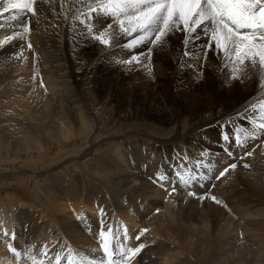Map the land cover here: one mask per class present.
Here are the masks:
<instances>
[{"label": "bare ground", "instance_id": "1", "mask_svg": "<svg viewBox=\"0 0 264 264\" xmlns=\"http://www.w3.org/2000/svg\"><path fill=\"white\" fill-rule=\"evenodd\" d=\"M42 5H44V3H42ZM39 14L40 11L36 16H31V14L28 16L32 22V30L30 33L23 34L22 38L17 36L8 44L0 47V90L7 95L5 97L0 95V113L6 115L5 121H0V149L2 152L6 151L7 153H12L13 156L18 158V162L22 158L29 161L32 159L36 161L31 167H18L19 169H17L18 171L15 170L16 172L11 171V168L8 172H6V170L2 171L0 174V180L3 179L15 182L17 184L15 188L17 187V189H21L24 182L30 186V203H25L22 196L19 199H17L15 195L12 197L6 195L0 198V206H5L10 209L13 227V232L8 235V226H0V235H2L5 242L9 243V246L13 245L15 250L21 254L17 256L10 249L0 246V250L2 249V251H4L0 254V258L7 256V250H10L12 257H9L8 261L10 262L8 264H26L30 258L32 264L33 260H35L37 264H39L41 260L50 262V264H56L57 256L61 258L60 264H68L69 254L77 259L85 255L87 259L95 257L98 260L102 257V254L98 257L99 255L95 253H102V249L100 248V232L104 231L111 245L112 242L121 245L126 239H129L128 241L131 245L129 247L131 248H135L140 244L144 245L141 252L137 254L138 256L135 259L137 261L136 264H185L181 256L185 255V252H187V254L189 253L188 255H190L191 258L195 255L197 259L195 262L196 264H264L263 206L258 204L262 206V208L259 206L261 210H259L258 207V210H251L250 207H243L240 204L243 208L238 209L235 207L236 209L232 212L233 215L231 216L229 213L230 216L228 220H226V217H224L226 214L223 212L224 209L223 211L212 209L210 200L211 197H213L211 196L212 191L209 192L207 185L211 175L217 174L220 170H223L224 167L232 163L237 164L242 161H237L234 157V153L231 157L225 156L223 152L217 153V150L220 148L216 146L214 136L211 135L212 131H210V129L217 125L221 127L225 126L226 131L224 133L227 134L235 133L239 127L243 134V129H248V126L246 127L243 124L244 120L249 117L248 119L252 122L249 116V112L252 111L251 106L255 105L258 108L259 103L264 100V87H261V85L264 84V76L260 75L258 72L249 70L247 73L241 74L243 78L234 80L231 79L230 76L231 70L227 76L223 75L220 76L221 78L216 77V79L209 80L215 84V91L217 93L220 87H223L222 89L233 90V94L238 95V98L230 100L229 98L224 99L220 96L221 99L217 102L213 110H207V114L205 113L199 119H197V117L195 118L197 119L195 126L190 124L193 127L189 129L184 138L183 135L179 134L174 128L172 129V136L165 139V142H160L162 145H168L170 147H176L179 143L183 144V146L186 145L188 149H183L187 150V152L195 153L194 157L189 154L190 157L192 156V159L195 160V158H197L201 161L199 164L202 163L203 167L198 165L200 169L199 171L197 170L198 173L201 172V177H199V174L196 175V179L190 185L186 186L182 182L178 183L175 180L172 181V173H174L172 167H170L172 166V158L168 161L166 159L168 157H166L165 154V156L162 155V157H160V155L155 156L156 153L152 156L153 152L152 155L149 154V156L144 154L147 153V150L150 151L151 148L159 142V139H153V141L150 137L141 136L140 140L130 138L131 140H128L127 143H123L120 138L116 136V132L111 131L108 133L110 150L103 153L101 157L96 153L98 145L92 146V150H94L92 155L88 153L86 143L81 146L68 148L71 146V143L78 140L86 142L93 136H96V134L93 135L92 133H94L97 123L95 122L96 119L94 120L90 117L89 112L82 110L85 108L83 105V108L79 106L82 109L71 104V102L70 104L72 106H68L65 100L67 93L61 95L60 88L54 89L58 85L55 81L57 77H59L58 74L64 71V65L60 64V60H67L70 56L67 50L62 47L64 46V24H60L61 22L55 24L54 22L51 25L48 22H43L44 19L42 20ZM47 14H49V11ZM52 16L54 15H46V17H48L46 20L49 21ZM101 20V18H98V22L96 21L99 26L94 28L96 31L105 28ZM46 25L49 27L47 32L41 33V29L44 28L43 30H45ZM53 25H55V28ZM51 26L53 27L52 29ZM11 31L12 30L6 24L3 32H0V40L4 39L5 33L11 34ZM15 31L22 32V29L17 27ZM43 33L48 34L46 36V34ZM199 43L200 42H198V44ZM29 44L32 45L31 49L28 47ZM50 47L54 50L57 59L54 62H52L54 56L52 54L53 52L49 53L44 51V48L48 49ZM127 53L128 52L123 51V59L119 60L123 61L130 59L129 56H126ZM183 57L184 55L179 58L174 55L172 58L173 68L171 70L172 80L170 82L172 84V91L175 89L176 93L183 91L185 93H206L207 90L204 88V90H202V88L198 86L201 75H198L196 79L191 73L192 70L180 67L182 65H180L179 59L186 60ZM203 60L202 62L198 60L199 62L195 64L193 62V66L196 67L195 71H198V66L199 68L200 66L203 67V81L207 82L208 80L205 78L209 79L210 76L207 72L211 70V67L206 59ZM120 66H127L125 68L127 70L129 64L123 63V65L120 64ZM226 66L228 68L232 67L230 64ZM66 67H70V65L68 66L67 64ZM158 69V71L153 72V75L161 76V78L168 75L166 71L161 70V72L160 68ZM135 71L134 73L136 75L143 74L144 77L146 75L150 77V74H148L146 70L144 71V69H141L142 73H139L140 71L137 68ZM66 75H68V73ZM18 78H23V80L26 78V81L24 80L26 83L24 81L21 83H25V89L28 86L29 89L27 93H24V89L19 87L21 84L18 83ZM69 79H71V76ZM253 80H255L257 84L253 83ZM251 86L253 89L252 94V90L249 89ZM73 90L75 91L76 89ZM15 92L17 95L14 94ZM74 97L72 99L75 101ZM245 98L249 99L246 103L243 102ZM199 101L200 100H198V103ZM77 102L78 99L75 103ZM210 102L213 103L212 101ZM58 104H60V108L57 107ZM16 105L23 110L22 112L20 110L21 114H15L18 113L16 110V112L14 111ZM57 109L59 113L56 112ZM192 109H194V107H191V110ZM231 124L236 130L230 129ZM251 130L256 131V129L253 128ZM258 138L261 140L264 139V137L258 134L256 139L249 141L246 148V150L254 151L251 156H246L245 162L243 161L249 165V168L241 164V168H243L241 170L253 172L252 175H250L249 172L246 174L253 176V179L264 178V145L263 143L262 145L259 143L256 144ZM260 139L259 141H261ZM97 141L98 140H94V144ZM232 144H229V146H231L234 151H237L236 147ZM57 147H67V149L57 152L53 156H49L51 148L54 149ZM203 149L209 151V156L212 157L211 160L206 158L205 155L207 153L204 155L205 152ZM174 150H171L172 153ZM164 151H166V149ZM187 152L185 153L188 154ZM178 153L180 154V152ZM79 154L84 155L79 156ZM181 156L180 159L182 160L184 157L181 158ZM85 157H90V159L88 158L89 160L87 159L88 161L83 164L81 160ZM72 158L75 159L71 161ZM101 159L103 160L101 161ZM192 159L190 160L193 161ZM175 160L173 162H175ZM187 162L185 163L186 165ZM195 162L196 161L193 162V165ZM83 165H85V167H92L89 169L83 168ZM188 165L190 164L188 163ZM49 167L52 168L48 169ZM185 171L187 172V170ZM185 171L183 173H185ZM230 172L229 169L221 179L222 184L229 181L226 185L229 189L226 188L227 191L224 192L222 189V187H224L223 185L221 188L219 185L218 188H216V191L222 190L221 194L226 193V196L235 189L238 180H240L237 178L240 175L235 177V175L231 174L230 178ZM233 172L234 171L231 173ZM70 174L71 179L73 178L80 181L78 187L75 186L71 179L68 182L64 181L66 176ZM228 175L230 179H227ZM83 179L89 181V183L96 188L94 193H81V190L84 188ZM257 182H259V180H257ZM261 182L263 181L261 180ZM220 183L217 182V184ZM241 185L243 186V184ZM173 188H175V191H172ZM190 190H192L195 195L189 196L188 192H191ZM107 193L109 199L104 201L105 199L103 200L102 196ZM209 193L211 194L209 195ZM219 194L220 193H218V195ZM233 195L236 196L234 193ZM226 196L223 195V197ZM216 200L217 198H215V201ZM222 200H226V198ZM226 202L227 201H225V203ZM229 203L230 202H228V204ZM228 204L226 203V205ZM235 205L237 206L236 203ZM240 205L238 204V206ZM215 207L216 204L214 205V208ZM231 209L228 208L229 211ZM109 214V217L113 219H110L109 223L106 224L104 217H107L105 215ZM222 217H224V220ZM6 218L10 217H6L5 215L3 220ZM0 220H2L1 217ZM10 225L11 220L9 222V227ZM228 227L231 228V230ZM108 228L112 229L111 235H109L107 231ZM143 229H147V231L137 240L136 237ZM212 232L215 233L212 235ZM13 233H15V239H12ZM241 233L248 234L251 237L253 235L254 242H258L255 245L257 249L254 251L253 247V252L250 250L251 256L248 253L249 256H247L245 260L243 256L248 249L242 250L245 252H243L244 254L242 255L234 249V255L236 257L234 258L232 255L233 248H237L239 245L237 247H232L229 244L230 238H232V241H230V243H232L233 240L237 239H235V236L238 237V234ZM228 237L230 238L227 239ZM169 241L171 243L178 242L179 245L177 247L180 246V248L176 250L177 252L172 253L176 246H174V248L173 243L171 245L172 247H170ZM239 241L241 242V240H238V242ZM243 245L244 244H242V246ZM251 246L253 245L249 247L252 248ZM112 248L113 250H118L121 246L112 245ZM162 249H165V256H163ZM243 249H245V247H243ZM23 250L28 251V255L25 257L22 253ZM192 250L194 255H192ZM211 250L213 251L211 254L212 261H209L207 255ZM159 251L161 253H159ZM181 251L184 253L182 254ZM179 252L181 255L178 254ZM26 257L28 258L26 259ZM183 258L185 259V257Z\"/></svg>", "mask_w": 264, "mask_h": 264}, {"label": "rangeland", "instance_id": "2", "mask_svg": "<svg viewBox=\"0 0 264 264\" xmlns=\"http://www.w3.org/2000/svg\"><path fill=\"white\" fill-rule=\"evenodd\" d=\"M86 2H87V0H39V3H40V14L39 15L41 16L42 20L44 19L43 22H48L51 25L54 22H55V24H58V22H61L60 24H64L63 25L64 26L63 27V30H64L63 45L64 46H62V47H63V49L67 50L68 55H70L69 58L71 57L70 61H69V58L67 60H63V59L60 60V64L64 65V69H63L64 71H62V73L60 72L58 74L59 77L56 76L58 80L56 79L55 81L57 82L58 85L54 89L60 88L61 91L59 89L58 90L60 91L61 95H63L64 93L65 94L67 93L66 94L67 99L65 98V100L67 101L66 104L68 106H72L71 104L76 105L78 107L81 106L82 108L84 106L85 110L82 109L81 107H79V108L82 109L83 111L89 112L90 117L94 120L96 119L95 122L97 123L95 126L96 127L95 131H94V133H92L93 135L96 134V136H93L92 138H90V140H87L86 142L78 140L74 143H71V146L68 148L81 146V145H84L86 143L87 151L90 155H92L94 153V150H92V146L98 145V148L96 149V153L99 154V157H101L103 153L110 150V139L108 138V133L111 131L116 132L115 133L116 136H118L120 138L121 142H123V143H127V141L131 140V139L140 140L141 136H146V137H150V139L152 138V140L153 139L154 140L159 139L158 140L159 142L157 143L158 145L155 144L151 148L150 151L147 150V153H144L146 156H149V154L152 155V152H153L152 156L155 155L154 153H156L155 156L160 155V157H162V155L165 154L166 157H168V158H166L168 161H170L171 158L173 159V161L175 160V158H176V160H178V161L175 160V162L172 161V163H171L172 166H170V167H172V170L174 172V173H172V181L175 180L176 182L181 183V182H179L178 173L179 174H186L189 170H194V175L196 176L199 174V177H201V175H200L201 172L198 173V171L200 169V167L198 168V165L202 166V163L199 164V162H201V161L198 160L197 158H195V160L191 158L192 156L193 157L195 156V153L187 152V150H185V149H188V146H186V145L183 146V144L179 143V145H181L182 147L179 145L178 146L176 145V147L173 146L174 147L173 148L172 146L170 147L168 145H162L160 142H165L164 141L165 139L172 136V129H174V128L179 132V134L183 135V138H184L186 133H188L189 129H191L193 126H195V124H196L195 122H197V119L201 118L207 112V110H209V111L213 110L214 107L216 106L217 102L220 101L221 97L224 99L229 98L230 100H235L236 98H238V95L233 94V90L222 89L223 87H220L219 92L217 93L215 91V84L213 82L209 81L212 79H216V77L221 78L220 76H223V75L227 76V74L232 70V67L228 68L226 66L227 64L229 65L230 63L224 58L222 53H221L222 54L221 55V54H218L216 51H207V49L203 48V46H204L203 44L205 43V40H206V37H204L203 35H201L200 39L192 42L193 44H195V47H192V44H189L187 46V50L194 53V55L185 56L184 51L186 50V48H185V45L183 43V35L180 32L173 33L169 37H167L166 38L167 42L164 43V45L154 47L152 49L150 59L145 58V56L148 55L147 49L149 47H152L151 45H142V46H139L135 49L129 50V49L123 47V44L125 43V41L127 39H130V38L121 37L119 34L117 35L116 41L114 42L116 44V46L105 48L102 45H100V43L97 40H95L93 38V34H91L89 32V30L85 26V24L80 23V19H83V17L80 16V12L83 10H86V8H85ZM42 3H44V5H42ZM52 6H54V7H52ZM43 8H45V9H43ZM52 8L54 9V11ZM42 11H44V12H42ZM48 11H49L50 15H54V16H52L51 19H49V21L46 20V18H48V17H46V15H49V14H47ZM77 17H79V19ZM100 18L102 19L101 21H102L104 26H106L107 23H110V21H108L106 18H103V17H100ZM96 21L98 22V19L88 21V23L90 25H92L93 33L96 32V29H94V28L99 27ZM53 27L55 28V25H53ZM53 27L51 26V29ZM45 28H46L45 30H43L44 28L41 29V33L47 32V29L49 27L46 25ZM43 34H46V36H47L48 33H43ZM198 42H200L201 44L200 43L198 44ZM44 51L49 52V53L53 52L52 54L54 56L52 58V62L57 60L55 57V52L51 47L48 49L44 48ZM123 51L128 52L126 56H129V57H131V55H134L136 53H143V56L140 57L139 63L133 62V63L129 64V67L126 70L125 68L127 66H120V64L123 65V63L118 62V61H122L119 59H123V56H124L122 54ZM181 53H182V55H181ZM202 53H204V54H202ZM174 55H175V57H178V58L184 55L183 58L186 60L179 59V63H180V65H182L180 67H183V68L185 67L186 69L189 68V70H192L191 73L194 75V77L196 79L198 78V75L199 76L201 75L199 78L200 82H199L198 86L200 88H202V90H204V89L207 90L206 93H203V92L185 93L184 91L176 93L175 89L172 91V84L170 82L172 80V73H171L172 71L171 70L173 68L172 58L174 57ZM206 57L208 58V60ZM203 59H206L207 63L210 64V67H211V70H209V72H207V74L210 76L209 79L205 78L208 80L207 82L203 81L204 80L203 75H202V73H203L202 68L203 67L200 66V68H199V66H198V68H197L198 71H195L196 67L193 66L195 63H197L199 61H201V62L204 61ZM195 60H197V61H195ZM193 62H194V64H193ZM186 63H188V64H186ZM67 64H68V66L70 65V67H66ZM184 65H186V66H184ZM187 65H188V67H187ZM136 68L140 71L139 73H142L141 69L142 70L144 69V71L146 70V72L148 74H150V77H148L147 75L144 77L143 74L136 75L134 73V72H136L135 71ZM158 68H160V71L161 70L166 71V73H168V75L163 76V78H161V76H158L155 74L153 75V72H156L159 70ZM123 69H125V70H123ZM149 69H151V71H149ZM65 71H68V72H65ZM194 72H196V73H194ZM67 73H68V75H66ZM176 73H177V71H176ZM74 74L77 76H75ZM67 76H69V77L71 76V79H69V77H67ZM66 78H67V80H66ZM147 78H150V79H147ZM18 80L19 81L21 80L20 82L18 81V83L21 84V86H19V87L24 89V91H25L24 93H27L29 88L27 86L25 89L26 78L24 79L25 81L23 80V78H21V79L18 78ZM59 80H61L62 82ZM22 81H24L25 83L24 82L21 83ZM253 83L257 84V82L255 80H253ZM61 85H62V87H61ZM64 86H65V88H64ZM73 86H74V88H73ZM73 89H76V90L74 91ZM249 89L252 90V92H251V94H252L253 93L252 86ZM14 94L17 95L16 92ZM0 95L2 97L7 96L6 94H4L2 92V90H0ZM74 96H76V97H74ZM73 97L75 98V101H74V99H72ZM175 97H177V98H175ZM77 99H78V102L75 103ZM181 100H183V101H181ZM198 100H200L199 103H198ZM248 100L249 99L245 98L243 102L246 103V102H248ZM210 101H212L213 103H211ZM70 102H71V104H70ZM57 107L60 108V104H58ZM191 107H194V109L191 110ZM14 108H15L14 111L16 110L18 112L15 114H21V112L23 111L21 108L17 107V105ZM20 110H21V112H20ZM56 112L59 113L58 109L56 110ZM5 116L6 115H3L0 113V121L1 122L5 121ZM249 116L251 117L252 122H253L254 116L252 114V111L249 112ZM196 117H197V119H195ZM248 118L246 120H244L243 124L246 127L248 126V129L251 130L252 129V127H251L252 122ZM176 121H177V123H176ZM178 122H180V123H178ZM257 122H259L258 119H257ZM190 124H192L193 126H191ZM189 126H191V127H189ZM230 127H231L230 128L231 130H236L235 127L232 126V124ZM238 129H239V127H238ZM210 131H212L211 135L214 136L216 146L217 147L219 146V148H220L217 150V153L223 152L225 156L231 157L232 155L230 156L228 154V151H231L232 153L235 154L234 157L236 158L237 161L242 160L240 163H237V165L239 164L238 165L239 168L236 167L233 170L230 169L231 172L234 171L233 173L230 172V174H229L230 178H231V174L235 175V177L240 175L239 177H237L240 180H238V184L235 187V189L232 192L228 193L229 194L228 196L225 195L226 193L221 194L222 190L217 189L218 191H216V188H218V185L220 188L223 185L224 187H222V189L224 192L227 191V189H229L228 186L226 187V185H227V183H229V181H226V183L222 184V180H221L222 177L218 176V175H220V172L224 171L225 168H228L229 165L224 167V169L220 170L217 174H215L216 176L211 175V178L209 180V182H211V183H209V182H208L209 184L207 183L208 190H209V192L212 191L211 196L217 198L216 201H218V202H216L215 200H213V197H211L210 200H211L212 209H214V210L217 209V211H219V210L223 211V209H224L223 212L226 214V216H224V217H226V220H228V217L230 215L231 216L233 215L232 212L236 208L239 209V208H243V207L248 206L251 208V210H258L260 205H262L264 208V198H263L264 197V185H263L264 184V178L263 179L262 178H260V179L254 178L253 179V176H250L253 174V172L246 171L245 169H244L245 171L241 170V169H243V168H241L242 167L241 164L244 165L245 164L244 160H246L245 158L248 157L247 156V157H244V159H241V156H243V154L249 150H246V148L236 147L235 144L232 142V140H229L227 142L224 141L222 137L225 134L224 132L226 131L225 126L221 127V126L217 125L214 128H211ZM259 139L260 138H258V141L255 140V141H257L256 144L259 143L260 145H262V143H263V145H264V139L263 140L260 139L261 141H259ZM94 140H98V141L95 142V144H94ZM229 144H232L233 146H235L237 151H234L233 148H231V146H229ZM64 146H67V145H64ZM52 147H55V146H52ZM178 147H179V149H178ZM183 148H185V149H183ZM66 149H67V147H63V148L57 147L54 149L51 148L49 156H53L57 152H60V151L66 150ZM154 149L156 152L154 151ZM165 149L167 152L164 151ZM144 150H146V149H144ZM171 150L172 151L174 150V152L172 153ZM242 150H244L245 152ZM183 151H184V153H183ZM203 151L205 152L204 155L207 153L209 156L208 150L205 151V149H203ZM203 151L201 150L202 153H203ZM178 152H180V154L182 156ZM185 152H187L188 154H186ZM252 152H254V151H252ZM238 153H240L242 155H240ZM170 154H171V156H170ZM173 154H176V155H173ZM189 154H191L192 156L190 157ZM207 154L205 155L206 158L208 160H211L212 157L211 156L208 157ZM80 155H84V154H79V156ZM179 155L181 156V158L182 157H184V158H182V160H181ZM185 155L188 157V159ZM174 156H176V157H174ZM185 157H186V159H185ZM47 158H49V157H47ZM88 158L90 159V157H85L84 159H82L81 163L84 164L85 162H87L89 160ZM74 159L75 158H72L71 161H73ZM190 159H192L193 161H191ZM13 160H15V161L17 160V161L15 162ZM102 160L103 159H101V161ZM30 161L22 158L18 162V158L13 156L12 153H9V152L7 153L6 151L2 152V150L0 149V174L2 173V171L7 170L6 172H8L11 168L13 169V170L11 169V171L16 172L15 170L19 169L18 167H24V166L25 167H31L34 163H36V161L35 160L33 161V159ZM185 161L186 162L188 161L187 165H188V163L190 165L187 166L185 164L186 163ZM194 161H196V162L193 165ZM10 165H12V166H10ZM83 166H84L83 168H88V169L92 167V166H86L85 167V165H83ZM181 166H182V168H181ZM186 166H187V168H186ZM176 167H177V169H176ZM3 168H5V169H3ZM50 168H52V167H49L48 169H50ZM248 168H249V166H248ZM174 170H176V171H174ZM185 170H187V172ZM217 170H215V171H217ZM184 171H185V173H183ZM235 172H237V173H235ZM248 172L250 173V175L248 174L250 177L248 175H246ZM242 173H243V175H242ZM229 175H228L227 179H230ZM243 176H245V177H243ZM214 177H220V178L218 180ZM70 179H71V174L66 176L64 181L68 182V181H70ZM257 180H259V182H257ZM261 180L263 182H261ZM71 181L75 184L76 187H78L80 185L79 180H75L72 178ZM83 182H84V188H83V190H81V193H84V194L85 193H88V194L94 193L96 188L93 187L89 183V181H87L86 179H83ZM217 182L218 183L221 182V183L217 184ZM241 184H243V186ZM15 185H17V184L13 181L10 182V181H6V180L1 179L0 180V198L5 197L6 195H8L10 197L15 195L16 198L19 199L22 196L25 203H30V186L24 182L22 185V188L17 189V187L15 188ZM205 185H206V183H205ZM261 185H263V186H261ZM210 188H211V190H210ZM237 190H240V191H237ZM190 191L193 192L192 190H190ZM211 193H209V195ZM218 193H220L219 194L220 196L218 195ZM233 193L236 196H234ZM237 193H239V194H237ZM223 195L226 197H223ZM218 198H220L221 200ZM224 198H226V200H222ZM256 198H258V199H256ZM102 199L103 200L105 199L104 201L109 199L108 193L106 195H103ZM220 201H222V202H220ZM225 201H227L226 202L227 204H228V202H230L231 204L229 203L228 205H226ZM235 203L237 204V206L235 205ZM215 204H216L217 208L216 207L214 208ZM238 204L239 205L241 204L243 207H241V205L238 206ZM258 204H260V205H258ZM255 206H256V208H255ZM262 206H260V207L262 208ZM225 207H226V209H225ZM257 207H258V209H257ZM228 208H230V209L232 208L231 209L232 211L230 210L231 211L230 212L228 210ZM252 208H254V209H252ZM259 210H261V209H259ZM227 211H228V213H227ZM229 213H230V215H229ZM5 215H6V217H10V218H6L5 220H3ZM105 216H107V217H104V221L105 220L107 221V222L105 221L106 224L109 223L110 219H113V218L109 217L110 214L105 215ZM0 217L2 219V220H0V226L3 227L5 225H7L9 228V229L7 228V231H8L7 233L9 235L11 232H13L12 218H11L12 216H11L10 209L6 208L5 206H0ZM224 217H222V219ZM10 220H11V225L9 227ZM221 223H222V221H221ZM229 229L231 230V228H229ZM213 230H214V228H213ZM213 233H215V232H212V235H213ZM259 234H261V233H259ZM238 235H239L238 237L235 236V239L236 238L237 239L233 240V242L236 241L234 243L233 242L230 243V241H232L231 240L232 238L228 237L227 239L230 238L229 244L232 247H234V246L237 247L239 245L237 248H233L232 255L234 256V258H236L234 255L235 254L234 249H235L236 252H238L241 255L246 252L247 255L244 254V256H243L244 260H245L246 257L249 256L251 254V252H253L252 251L253 247H254V249H253L254 251L257 249V248H255L256 247L255 245L258 242L257 241L254 242L253 235H252V237L248 234L246 235L245 233H241ZM126 240L124 242H122L123 244H121V245L117 244L116 242H112V245L113 246H115V245L121 246V248H124V249H130L131 247H129V246H131V245H130V242L128 241L129 239H126ZM238 240H241V242L239 241L240 242L239 243ZM244 241H245V243H244ZM172 244H173V247L176 246V248L174 247L175 250L172 248L174 250L172 253H175V252H177L176 250L180 248V246L177 247L179 245L178 242H176V243L170 242V247H172L171 246ZM232 244H234V245H232ZM242 244H244V245L242 246ZM245 244L247 245V247ZM250 245H253V246H251L252 248L249 247ZM0 246L2 248L6 247V249H10L9 243H7L3 240L2 235H0ZM243 247H245V249H243ZM164 250L163 249L161 250L163 252V256H165V254H166L164 252ZM193 250H192V255H194ZM242 250H247L248 252L247 251L244 252ZM250 250H251V252H250ZM3 252L4 251H2V249H1L0 254ZM22 253L24 254V257L26 255H28L27 250H23ZM159 253H161V252L159 251ZM181 253L183 254L184 252L181 251ZM212 253H213V251L211 250L207 255V257H209L208 258L209 261H212V258H211ZM248 253H249V255H248ZM95 254L99 255L98 257H100L102 253H95ZM178 254H180V252ZM184 254L185 255H181V254L180 255L182 256V259L185 261V264H188V263L189 264H196L195 262L197 261V259L195 258V255L191 258L190 255H188L189 253L187 254V252H185ZM6 255L7 256L0 258V264H8L10 262V261H8L9 257H12L10 250H7ZM137 256L138 255H136L135 257H132L131 260H129V261L121 262V264H136L137 261L135 259ZM83 257H85V255H83ZM183 257H185V259ZM27 258L28 257H26V259ZM186 258H188L189 260ZM115 259H117L118 261L121 260V258L119 256L115 257ZM40 262H43V264H50V262H47L45 260H41ZM40 262H39V264H40ZM26 264H32L31 258L28 262H26ZM208 264H211V263H208ZM234 264H236V263H234Z\"/></svg>", "mask_w": 264, "mask_h": 264}, {"label": "snow or ice", "instance_id": "3", "mask_svg": "<svg viewBox=\"0 0 264 264\" xmlns=\"http://www.w3.org/2000/svg\"><path fill=\"white\" fill-rule=\"evenodd\" d=\"M85 8L86 10L80 12L83 17L80 23L85 24L93 38L105 48L116 46L114 42L119 34L121 37L130 38L123 44L129 50L151 45L145 57L150 59L154 47L163 45L167 42V37L180 32L186 48L184 55L189 56L194 53L188 51L187 46L192 44L195 47L192 42L203 35L206 37L203 48L222 53L232 65L231 79H241V74L249 70L264 76V0H87ZM39 11V0H0V32H3L6 24L12 30L11 34H4L0 47L17 36L22 38L23 34L30 33L32 22L28 16H36ZM100 17L106 18L110 23L93 33L92 25L88 21ZM17 27L22 32L15 31ZM28 47L31 49L32 45L29 44ZM142 55L143 53H136L130 59L118 62L139 63ZM251 108L254 116L252 128L256 131L245 128L242 134L238 129L235 133L224 134V141L232 140L236 147L247 148L249 141L256 139L258 134L264 137V100L259 103L258 108L255 105ZM228 154L233 155L231 151ZM252 154V151H246L241 159ZM248 166L244 164V167ZM236 167V163L230 164L220 172V177ZM178 178L187 186L196 176L194 170H189L186 174L178 173ZM188 195L195 194L188 192ZM107 231L111 235L112 229L108 228ZM146 231L147 229L141 230L136 239L139 240ZM100 237L101 258L87 259L85 256L77 259L69 254L68 264H121L131 260L144 247L140 244L135 248L113 250L104 231L100 232ZM12 239H15V233ZM9 248L15 255H21L13 245ZM117 256L121 258L120 261L115 259ZM60 259L59 256L56 257V264H60ZM33 264L37 262L33 260Z\"/></svg>", "mask_w": 264, "mask_h": 264}]
</instances>
